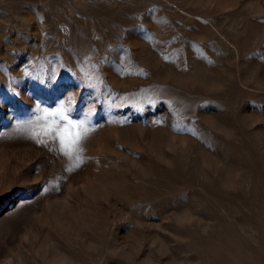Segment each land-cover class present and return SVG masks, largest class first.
<instances>
[{
    "label": "rangeland",
    "instance_id": "1",
    "mask_svg": "<svg viewBox=\"0 0 264 264\" xmlns=\"http://www.w3.org/2000/svg\"><path fill=\"white\" fill-rule=\"evenodd\" d=\"M0 264H264V0H0Z\"/></svg>",
    "mask_w": 264,
    "mask_h": 264
},
{
    "label": "snow or ice",
    "instance_id": "2",
    "mask_svg": "<svg viewBox=\"0 0 264 264\" xmlns=\"http://www.w3.org/2000/svg\"><path fill=\"white\" fill-rule=\"evenodd\" d=\"M47 115L49 116H54V115H58L57 113H47ZM73 128H75V125H72ZM61 139V141L63 142V137H59ZM81 139L80 135L77 133L75 136V139L71 141V143L75 144L76 142H78Z\"/></svg>",
    "mask_w": 264,
    "mask_h": 264
}]
</instances>
